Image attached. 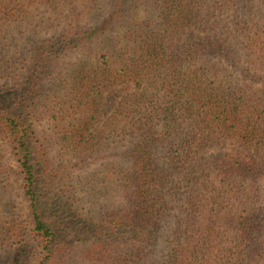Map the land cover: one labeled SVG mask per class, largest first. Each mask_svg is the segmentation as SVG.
Instances as JSON below:
<instances>
[{
	"label": "trees",
	"instance_id": "16d2710c",
	"mask_svg": "<svg viewBox=\"0 0 264 264\" xmlns=\"http://www.w3.org/2000/svg\"><path fill=\"white\" fill-rule=\"evenodd\" d=\"M0 264H264V0H0Z\"/></svg>",
	"mask_w": 264,
	"mask_h": 264
},
{
	"label": "rangeland",
	"instance_id": "374dc122",
	"mask_svg": "<svg viewBox=\"0 0 264 264\" xmlns=\"http://www.w3.org/2000/svg\"><path fill=\"white\" fill-rule=\"evenodd\" d=\"M102 124H103V121H101V122L95 127L94 130L98 129ZM20 199H21L22 202L24 201L23 196H22V193H20Z\"/></svg>",
	"mask_w": 264,
	"mask_h": 264
}]
</instances>
